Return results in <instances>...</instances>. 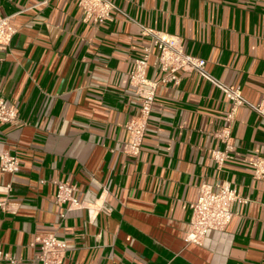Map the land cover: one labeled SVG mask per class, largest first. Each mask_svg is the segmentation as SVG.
<instances>
[{
  "label": "crops",
  "instance_id": "1",
  "mask_svg": "<svg viewBox=\"0 0 264 264\" xmlns=\"http://www.w3.org/2000/svg\"><path fill=\"white\" fill-rule=\"evenodd\" d=\"M109 1L110 18L95 21L78 0H0L18 27L1 50L0 99L19 111L0 122V151L21 163L0 168V264H42L44 233L65 242L61 264H264V176L251 164L264 156V115L251 106L264 102V0ZM159 33L179 36L207 75L171 80L154 64ZM153 86L140 152L125 153V123ZM56 181L79 203L56 201ZM219 182L247 201L224 229L188 241L198 186Z\"/></svg>",
  "mask_w": 264,
  "mask_h": 264
},
{
  "label": "built area",
  "instance_id": "2",
  "mask_svg": "<svg viewBox=\"0 0 264 264\" xmlns=\"http://www.w3.org/2000/svg\"><path fill=\"white\" fill-rule=\"evenodd\" d=\"M78 2L83 8L85 18L95 21L109 19L112 11L116 8L109 0H78ZM17 31L18 27L12 22L10 16L0 15V59L1 50L10 44ZM154 43L159 49L154 64L159 63L163 69L170 70L171 80H179L176 74L179 70L198 71L204 76L207 75L205 70L206 60L187 53L179 36L168 33L154 34ZM147 52L148 54L143 58L136 60L135 67L131 71V81H136L137 85L147 84L145 74L146 68L150 64V49H147ZM222 88L230 97H236L237 103L247 102L237 93L236 89L225 86H222ZM139 98L141 103L140 115L125 123L129 139L124 150L125 153L131 155H137L140 152L155 98V86L151 87L149 91H139ZM251 106L264 115V102L258 105L251 104ZM18 114L19 111L16 106L0 99V122L16 123ZM213 155L218 161H223L227 157L222 151H215ZM251 164L256 177L264 176V156L252 159ZM0 168L3 172L8 173L19 171L21 168L19 156L9 150L0 151ZM55 185L57 187L56 201L71 202V204L79 203L73 195L76 190L75 185L66 181H56ZM246 201L247 198L228 182H219L216 188L206 183L199 185L197 199L191 204L192 216L186 239L200 242L209 230L224 229L235 213L234 204ZM0 206L5 208L6 202L0 201ZM37 239L41 244L38 255L41 263L61 264L66 250L65 242L59 240L55 233H44L38 236ZM11 264L20 263L18 260L12 259Z\"/></svg>",
  "mask_w": 264,
  "mask_h": 264
}]
</instances>
